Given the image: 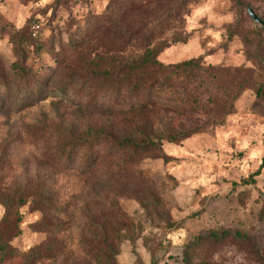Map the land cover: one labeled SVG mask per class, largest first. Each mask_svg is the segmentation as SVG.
I'll use <instances>...</instances> for the list:
<instances>
[{
	"label": "rangeland",
	"instance_id": "1",
	"mask_svg": "<svg viewBox=\"0 0 264 264\" xmlns=\"http://www.w3.org/2000/svg\"><path fill=\"white\" fill-rule=\"evenodd\" d=\"M249 8L264 22V0H0V264H264Z\"/></svg>",
	"mask_w": 264,
	"mask_h": 264
},
{
	"label": "trees",
	"instance_id": "2",
	"mask_svg": "<svg viewBox=\"0 0 264 264\" xmlns=\"http://www.w3.org/2000/svg\"><path fill=\"white\" fill-rule=\"evenodd\" d=\"M137 6H140L139 3H137ZM157 51L159 49L151 48L145 51L141 56L137 58L133 63L130 64L129 68L134 72V74H137L138 71L141 70H147L151 69L153 67H162V65L156 60ZM190 63V62H189ZM158 85L157 80H150L149 82L142 83L141 88H138V83L134 85V88L138 89L135 93V96H138L141 94V91L149 90V94H145L140 101L142 105H151L153 103V96H151L152 90L155 87V85ZM133 88V89H134ZM261 90H259L260 93Z\"/></svg>",
	"mask_w": 264,
	"mask_h": 264
},
{
	"label": "water",
	"instance_id": "3",
	"mask_svg": "<svg viewBox=\"0 0 264 264\" xmlns=\"http://www.w3.org/2000/svg\"><path fill=\"white\" fill-rule=\"evenodd\" d=\"M248 13L249 15L252 17V19L255 21V22H258L260 23L261 25L264 24L263 20L261 19V17L256 13V11L253 9V8H249L248 9Z\"/></svg>",
	"mask_w": 264,
	"mask_h": 264
},
{
	"label": "built area",
	"instance_id": "4",
	"mask_svg": "<svg viewBox=\"0 0 264 264\" xmlns=\"http://www.w3.org/2000/svg\"><path fill=\"white\" fill-rule=\"evenodd\" d=\"M261 196H262V200L264 201V179L262 181V184H261Z\"/></svg>",
	"mask_w": 264,
	"mask_h": 264
}]
</instances>
